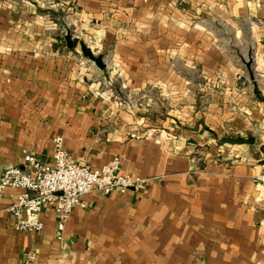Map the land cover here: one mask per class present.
Returning a JSON list of instances; mask_svg holds the SVG:
<instances>
[{"label":"crops","instance_id":"1","mask_svg":"<svg viewBox=\"0 0 264 264\" xmlns=\"http://www.w3.org/2000/svg\"><path fill=\"white\" fill-rule=\"evenodd\" d=\"M57 136L146 188L83 196L62 240L51 206L17 230L5 188L0 264H264V0H0V177Z\"/></svg>","mask_w":264,"mask_h":264},{"label":"built area","instance_id":"2","mask_svg":"<svg viewBox=\"0 0 264 264\" xmlns=\"http://www.w3.org/2000/svg\"><path fill=\"white\" fill-rule=\"evenodd\" d=\"M120 163L119 156L98 169L77 163L69 156L62 136L54 139V152L49 161L26 152L23 164L7 167L0 177V192L7 187L20 190L7 209L15 228L42 231L44 208L51 206L57 216L56 238L62 240L73 211L85 206L82 198L88 193L144 191L148 179L122 172ZM255 181L264 183V172ZM26 257L29 261L35 258L31 253Z\"/></svg>","mask_w":264,"mask_h":264},{"label":"water","instance_id":"3","mask_svg":"<svg viewBox=\"0 0 264 264\" xmlns=\"http://www.w3.org/2000/svg\"><path fill=\"white\" fill-rule=\"evenodd\" d=\"M65 38H66L69 48H73L74 42L72 40V35L68 32ZM79 44H80L81 52L85 57L93 61L96 64V66H98L99 68L101 69L105 68L103 57L101 55H95L92 49L85 42H80ZM246 66L251 74V79L254 80V75L251 69V66H252L251 58H249V60L246 62ZM254 85H255V92L260 93V90L258 89L257 85L256 84ZM255 142H256V138L252 136L251 137H243V136L229 137L228 136L220 140V144H231V145L254 144Z\"/></svg>","mask_w":264,"mask_h":264}]
</instances>
